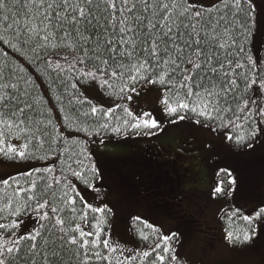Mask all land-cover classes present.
<instances>
[{
  "label": "snow or ice",
  "instance_id": "1",
  "mask_svg": "<svg viewBox=\"0 0 264 264\" xmlns=\"http://www.w3.org/2000/svg\"><path fill=\"white\" fill-rule=\"evenodd\" d=\"M256 27L253 0H0V156L51 161L0 177V264H183L178 234L139 216L145 247L105 231L112 209L86 201L73 182L97 190L89 141L62 129L88 137L162 132L150 111L105 108L80 92L84 81L131 101L138 88L158 85L168 123L188 120L252 148L264 134V58L248 49ZM32 67L47 80L43 93ZM220 173L213 195H228L237 179ZM257 221L264 224V206L231 210L225 239L251 242Z\"/></svg>",
  "mask_w": 264,
  "mask_h": 264
},
{
  "label": "rangeland",
  "instance_id": "2",
  "mask_svg": "<svg viewBox=\"0 0 264 264\" xmlns=\"http://www.w3.org/2000/svg\"><path fill=\"white\" fill-rule=\"evenodd\" d=\"M81 88L96 104L111 107L121 102L106 96L96 84H83ZM160 95V87L145 85L138 88L137 94H133V99L126 101V104L136 114L152 112L162 121L164 131L155 135L128 134L118 138L94 139L93 151L100 170V178L95 181L97 190L80 187V192L89 203L100 206L108 202L112 206L114 220L110 231L115 238L130 236L129 218L135 214L160 223L166 234L177 233L176 252L188 264H264V224L260 223L253 244L231 245L225 239V230L220 221L222 209L230 203L238 205L247 214L264 206V135L256 140L253 148H234L236 154L231 156L230 163H235L234 170H230L237 184L229 196L213 195L215 187L222 180L220 169L223 167L218 163H225L222 156L225 152L234 153L233 147L220 133L210 132L191 121L168 123V117L161 111ZM151 140L172 142L177 152V161L172 160L166 165L162 164L165 160L161 154H157L159 152L149 158L154 186L146 189L144 195L128 185H122V189L120 181L110 182L108 170L113 165L107 161V157L123 154ZM196 141L200 143L199 148L194 145ZM174 149L170 152L172 155ZM133 160L140 166L138 159L134 157ZM38 164L12 161L0 156V177ZM161 168L167 177L159 175ZM117 175L115 172L113 177L119 179ZM176 193L178 196H174ZM146 196L151 200H147Z\"/></svg>",
  "mask_w": 264,
  "mask_h": 264
},
{
  "label": "trees",
  "instance_id": "3",
  "mask_svg": "<svg viewBox=\"0 0 264 264\" xmlns=\"http://www.w3.org/2000/svg\"><path fill=\"white\" fill-rule=\"evenodd\" d=\"M253 3L255 4V7H256L257 27H256L255 31L253 32V35L250 37V40H249V43H248V49H249L250 53L254 56V58H256V57L264 58V25H262L260 23L261 20H264V0H253ZM30 70L33 72L34 76L39 77V79H37L36 83L39 86V91L41 93H43L44 89L47 87L46 78L41 76L39 71H37L34 67L30 68ZM83 84L85 85V84H90V83L81 81L80 82V92L85 97H87L89 100H91L93 103H95L94 100L90 96H88L87 94H85L82 91L81 85H83ZM156 87H160V86L157 85ZM100 90L104 93V90H102V89H100ZM112 98H115V97H112ZM46 100L48 102V107H51L53 109V112H52L53 117L57 121L62 122L64 113H60L59 112V105L57 104V101L55 100V98L52 97L49 94V95L46 96ZM120 103L125 104L126 101H121ZM104 107L107 108V106H104ZM62 131H64L65 133L72 132L74 137L79 138V139H87L89 141V145H88L89 151L92 154L93 161L96 164V167H97L98 170H99L98 159L95 156L94 151H93V149H94V139H96V138H103V139L104 138H118V137L125 136V134H115V133H111V132L105 133V132L101 131L98 135H93L91 137H88V136H86L85 133L77 132L75 129H62ZM128 134H133V133L129 132ZM128 134H126V135H128ZM262 135H264V134H258L256 139L252 142L253 145L256 143V140L258 138H260ZM229 143L233 147L232 150L234 151V153L225 152L223 154V156H222V159L225 160V163H223V162L221 163L219 161L218 165L222 164L223 169H228L229 171H231V170H234L233 166L235 164V163L230 164L231 160H232L231 156L236 154V151H235L234 148H239V147L240 148H245L246 146H236L231 141H229ZM138 145H136V146H138ZM194 145H196L198 148L200 146V144L197 143V142H194ZM133 148H131V149H133ZM139 154H140L139 160L143 161V162L140 161V166H138L136 164V161L133 160L134 157L132 155H129L127 152H125L123 154H120V155H116V156H108L107 157V161L109 160V162L113 165L112 169L108 170L109 175H110V178H109L110 182L114 183V182H117V181L119 182L120 181L119 183L121 184V186L122 185L123 186L128 185V187L129 188H133L134 191L135 190H140L143 193L145 192L146 189H148L150 187H153L154 186V181H153V179L150 176L151 168L149 167V158H152V153L149 154L147 151H142ZM175 159H176V157H175ZM229 160H230V162H229ZM18 162H21V161H18ZM32 162H37V161H32ZM38 163H39L38 165H35L33 167H44L46 164L51 163V161H39ZM127 163H129V164H127ZM226 163H228V164H226ZM211 166H214V165L211 163ZM114 167L116 168L115 170H113ZM137 168L139 169V171L137 170V172L132 174L131 172L135 171ZM140 168H142V169H140ZM181 171H183V170L181 169ZM115 172L118 174L117 176L119 177V179L113 177ZM15 173H12V174H15ZM182 173L183 172L180 173V176H181ZM99 178H100V170H99ZM99 178L96 179L95 181L99 180ZM182 178H184V177H182ZM221 179H225V177L223 176L222 173H221ZM73 182L76 183L78 188H80V187L84 188V189L86 188L80 181L76 180L75 178H73ZM123 186L121 187L122 189H123ZM224 186H225V189L227 191L229 186L227 184H225ZM232 192L230 194H232ZM145 193H144V195H145ZM230 194H228V196ZM146 198H147V200H151V198L148 199L147 196H146ZM105 203L112 209V215L109 216L108 223L105 225V231H108L111 228V225H112L113 220H114V211H113L112 206L108 202H105ZM105 203H103V204H105ZM93 205L97 206L96 204H93ZM237 206L238 205H236L234 203H230V204H228L226 207H224L222 209V211L220 213V221H221V226H222V228L224 230L228 226V224H227L228 213H230V211L235 209V208H240V207H237ZM242 212L244 214H247L243 210H242ZM137 216H139V215H135L134 214V215H131V217L129 218L130 236H124V238H115V237L112 236L114 239H118L121 243L126 244L130 248L145 247L146 246L145 242H143L140 239V237L138 236V233H137V229L143 228L142 224L134 221L133 218L137 217ZM139 217H141L143 220L147 221L148 223H151L154 226L159 227L162 230L163 234H166L164 229H163V227L160 225V223L154 222V221H150V220H148V219H146V218H144L142 216H139ZM236 220H237V223L239 224V226H241V227L244 226L245 222L240 221L239 218H236ZM260 225H261L260 222L257 221V223H256V233L253 236L252 241L248 242V243H245L243 245H251V244H253L255 242L259 227H261ZM86 230H88V229L86 228ZM144 230L146 232L150 231L148 229H144ZM183 264H188V263L183 261Z\"/></svg>",
  "mask_w": 264,
  "mask_h": 264
},
{
  "label": "flooded vegetation",
  "instance_id": "4",
  "mask_svg": "<svg viewBox=\"0 0 264 264\" xmlns=\"http://www.w3.org/2000/svg\"><path fill=\"white\" fill-rule=\"evenodd\" d=\"M171 144H172V142H167V141H151V142L148 141V142H143V143H140L138 146L134 147L133 149H130L127 153L129 155H132L133 157H135L136 159L139 160V158H140V154L139 153L142 152V151H147L149 154L152 153V155L155 154L156 152H159L157 154L158 155L161 154L164 157L163 159L165 160V161L162 162V164L166 165L169 162H171L172 160L174 162L177 161L175 159V156H176L177 152L174 149V146L171 145ZM173 149L175 150L174 155H172L170 153V152H173ZM171 157H172V159H170ZM140 161L141 160H139V162ZM141 162H143V161H141ZM157 163L160 164V161L158 160ZM127 164H129V163H127ZM140 169H142V168H140ZM137 170L139 171V169L137 168L135 171H133L131 173L134 174L135 172H137ZM158 173L162 177H167V174L163 173V168H161ZM174 196H178L177 193ZM179 196H180V194H179Z\"/></svg>",
  "mask_w": 264,
  "mask_h": 264
}]
</instances>
